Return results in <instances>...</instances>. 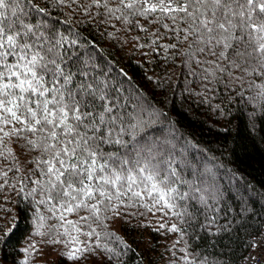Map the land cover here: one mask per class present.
Wrapping results in <instances>:
<instances>
[{"label": "snow or ice", "instance_id": "obj_1", "mask_svg": "<svg viewBox=\"0 0 264 264\" xmlns=\"http://www.w3.org/2000/svg\"><path fill=\"white\" fill-rule=\"evenodd\" d=\"M84 30L179 68L194 103L218 115L241 103L264 120V0H0V193L27 201L31 235L67 261L123 264L111 225L159 213L154 231L177 235L170 264H229L240 249L243 264H264V223H252L264 193L177 132L172 75L146 74L147 99ZM20 251L16 264H32L39 248Z\"/></svg>", "mask_w": 264, "mask_h": 264}, {"label": "trees", "instance_id": "obj_2", "mask_svg": "<svg viewBox=\"0 0 264 264\" xmlns=\"http://www.w3.org/2000/svg\"><path fill=\"white\" fill-rule=\"evenodd\" d=\"M83 34L90 42L93 40L97 42L101 49L97 55L113 64L116 72L123 69L127 77L131 78L129 83L132 87L141 89L149 100L157 90L154 89L152 82L146 79V74L157 77L172 75L166 108L168 119L173 122L177 132L189 139L201 154L216 157L223 163L225 169L237 173L238 177H242L241 183H248L258 193H264V120H261V114L257 115L254 122L250 121L249 110L243 104L234 102L222 105L227 115H218L207 105H199L187 97L179 68L172 74L171 68L166 69L162 66V59L145 58L139 52L132 51L130 46L115 45L113 41L105 40L99 33L84 30ZM156 98L159 99L158 96ZM217 102L219 97L213 104ZM136 211L128 209L129 213ZM31 216L32 210L28 207L27 201H21L19 196L8 189L0 193V237L7 228L12 227L13 218L16 224L9 238V246L0 244V264H16L17 260L23 258L24 254L20 249L30 244L35 237L31 235L33 231ZM160 222L162 221L159 213L155 216L146 213L144 216L129 215L123 223L117 221L111 225L110 230L122 237L129 246L127 254L123 257V264H170L175 259L170 249L177 235L166 230L154 231ZM252 223L254 227H260L264 221L256 216ZM40 240L44 255L36 257L32 264H85L83 261H67L61 257L60 253L65 251L63 245H50L45 242L47 237H40ZM192 243L195 246L201 241L194 240ZM224 243L228 244V240ZM235 247L233 244L232 248ZM244 251L240 249L236 256H230L229 264L231 261H238L240 264L242 261L240 256ZM179 255L177 252V256ZM86 264H97V261L89 260Z\"/></svg>", "mask_w": 264, "mask_h": 264}, {"label": "rangeland", "instance_id": "obj_3", "mask_svg": "<svg viewBox=\"0 0 264 264\" xmlns=\"http://www.w3.org/2000/svg\"><path fill=\"white\" fill-rule=\"evenodd\" d=\"M157 214H158V213H157ZM176 239H177V238L174 239L173 243L175 242ZM33 242H35V243L37 244L38 248H39V252L36 254V257L41 256V255H44V252L42 251V245H43V244H42V240H40V237H34L33 240H31V243H33ZM31 243H30V244H31ZM28 245H29V244H28ZM28 245H27V246H28ZM172 245H173V244H172ZM172 245H171V249H172ZM27 246H26V247H27ZM177 247H180V245H177ZM49 253H50V252H49ZM49 253H48V254H49ZM36 257H35V258H36Z\"/></svg>", "mask_w": 264, "mask_h": 264}, {"label": "built area", "instance_id": "obj_4", "mask_svg": "<svg viewBox=\"0 0 264 264\" xmlns=\"http://www.w3.org/2000/svg\"><path fill=\"white\" fill-rule=\"evenodd\" d=\"M240 264H243V261H241V263Z\"/></svg>", "mask_w": 264, "mask_h": 264}]
</instances>
